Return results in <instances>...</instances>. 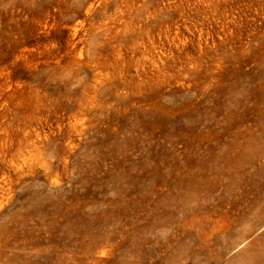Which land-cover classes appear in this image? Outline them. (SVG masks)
I'll use <instances>...</instances> for the list:
<instances>
[{
    "label": "rangeland",
    "instance_id": "obj_1",
    "mask_svg": "<svg viewBox=\"0 0 264 264\" xmlns=\"http://www.w3.org/2000/svg\"><path fill=\"white\" fill-rule=\"evenodd\" d=\"M0 264H264V0H0Z\"/></svg>",
    "mask_w": 264,
    "mask_h": 264
}]
</instances>
